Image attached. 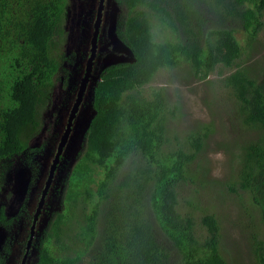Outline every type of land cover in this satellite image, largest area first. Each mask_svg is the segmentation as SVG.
<instances>
[{"label": "trees", "instance_id": "1", "mask_svg": "<svg viewBox=\"0 0 264 264\" xmlns=\"http://www.w3.org/2000/svg\"><path fill=\"white\" fill-rule=\"evenodd\" d=\"M65 1L0 0V199L17 158L35 151L29 142L40 131L38 111L59 70L53 47ZM123 2L128 13L122 40L133 60L108 67L94 86V113L67 179L63 209L51 218L35 264H226L214 216L200 217L206 234L199 237L194 215L176 208L177 185L187 180L206 134H189L188 149L164 145L167 115L174 114L164 87L151 96L137 89L159 69L182 62L198 79L217 64L236 68L223 83L242 123L257 131L243 144L238 187L264 225V77L238 63L234 31L209 26L199 9L210 2L214 16L234 20L255 37L264 0ZM148 12L169 27L173 39H154ZM12 219L0 205V225L8 227ZM252 239L256 262L264 264V239ZM3 249L9 250L7 244Z\"/></svg>", "mask_w": 264, "mask_h": 264}, {"label": "rangeland", "instance_id": "2", "mask_svg": "<svg viewBox=\"0 0 264 264\" xmlns=\"http://www.w3.org/2000/svg\"><path fill=\"white\" fill-rule=\"evenodd\" d=\"M65 3V12L57 28L53 47L59 70L50 97L38 111L40 131L29 142L35 151L27 150L29 153L25 152L17 158L0 199L7 216L13 217L9 228L0 225V255L5 244L9 248L2 264H20L31 217L63 133L89 47L97 0H66ZM199 9L209 20V26L234 31L241 47L238 63L263 78L264 7L261 15L263 23L255 37H249L234 20L224 21L214 16L210 2L201 4ZM103 12L99 54L87 91L73 119L24 264H35L51 218L63 209L62 198L67 179L82 150L86 127L94 112L91 104L93 86L103 67L117 62H105L104 59L112 55L127 56L122 61L132 58L130 48L122 40L123 22L128 13L123 0H105ZM148 14L154 39H173L169 27L157 15L152 12ZM116 20L118 25L115 32L111 23ZM235 69L217 64L206 78L198 79L192 76L189 65L182 62L174 68L159 69L151 81L137 91L151 96L154 88L164 87L168 110L174 113L172 116L167 115V141L164 145L178 148L184 144L183 148L188 149L189 134H206L202 136L200 151L189 164L187 180H181L177 185L176 208L182 214L190 212L194 215L195 231L199 237L206 234V228L199 223L200 217L205 214L214 216L219 249L226 264H257L252 237L264 239V225L259 219L257 208L238 187L243 144L255 138L257 131L251 128L250 123H242L237 101L231 89L223 83V79Z\"/></svg>", "mask_w": 264, "mask_h": 264}, {"label": "flooded vegetation", "instance_id": "3", "mask_svg": "<svg viewBox=\"0 0 264 264\" xmlns=\"http://www.w3.org/2000/svg\"><path fill=\"white\" fill-rule=\"evenodd\" d=\"M104 2H105V0H102V3H101V10H100V13H101V15H100V22H99V25H98V33H97V37H96V44H95V49H94V56H93V59H92V65H91L90 76L88 77L89 79H88L87 83L85 84V88H84V90H83V92H82L80 102H79L78 105H76L75 103H76V100H77V97H78V94H79V91H80V86H81L82 78H83L84 75H85L86 67H87V61H88V58H89L90 53H91V40H92L93 33H94V30H95V21H96V17H97V13H98V7H99L100 0H97V6H96V11H95V18H94V21H93V29H92V32H91V38H90V40H89V47H88V50H87V53H86V57H85V62H84V65H83V71H82V74H81V76H80V78H79V82H78V85H77V88H76V92H75L74 100H73V102H72V105H71V107H70V109H69V112H68V115H67V119H66L65 127L63 128V133H64L66 127H67V124L69 123V119H70L71 114L74 112L73 117H75L76 114H77V112H78V109H79V107H80V104L82 103V100H83L84 94H85V92L87 91V87H88V85H89V82H90V79H91V76H92V70H93V66H94L95 60L97 59L98 54H99L98 42H99V34H100V29H101V24H102V19H103V13H104V12H103ZM117 25H118V20H116V22H115V21H112L111 26H113V29L115 30V32H116V29H117ZM109 26H110V24H109ZM117 37H118V36H117ZM118 38H119V37H118ZM125 45H126V44H125ZM124 58H127V56H125V55H120V56L112 55V56H110V57H106V58L104 59L105 62H108V61H114V60H116V59H119V60H121V61L115 62V64L106 65L105 67H103V70L100 71V73H99V77H98L97 81L95 82V84L100 80V78L102 77L103 72H104L108 67L115 66V65H118V64L128 63V62L130 61V60H129V61H122V60H125ZM108 59H109V60H108ZM101 67H102V64H101ZM95 84H94V86H95ZM94 86H93V90H94ZM92 96H93V95H92ZM91 104H92V103H91ZM75 109H76V110H75ZM73 119H74V118H72V120H71L72 123H70V124H73ZM70 127L72 128V125H70ZM63 133H62V134H63ZM61 136H62V135H61ZM61 136H60V137H61ZM59 141H60V140H59ZM58 143H59V142H58ZM64 146H65V145H64ZM64 146H63V148H62L61 154H62V152H63ZM57 147H58V144H57V146H56L55 152L53 153L52 160H53L54 155H55V153H56V151H57ZM61 154H60V156H59L58 163H59V161H60ZM52 160H51L50 165L52 164ZM58 163H57V166H58ZM57 166H56V169H57ZM56 169L54 170V173H53V175H52V179H51L50 185H49L48 189L46 190V192H45V194H44V199H43V203H42V206H41V209H40V213H41L42 207H43V205H44V203H45L46 196H47L48 191H49V188H50V186H51V183H52V180H53L54 174H55V172H56ZM49 171H50V166H49V168H48V173H47L46 180H47V178H48ZM46 180H45V182H44V184H43V187H42L41 190H40L39 199H38V201H37V204H36L35 210H34V212H33V214H32V217H31V223H30L29 230H28V233H27L26 238H25L26 240H25V242H24L25 245H24V250H23V256H24V254H25V252H26L27 242L30 241L29 248H28V250H27V255H28L29 250H30L31 245H32V242H33V239H34V236H35L36 224H37V221H38V219H39V217H40V213H39L37 219H35V220H34V213H35L36 208H37V206H38V203H39V201H40V199H41V197H42V195H43V190H44V188H45ZM33 223L35 224V226H34V229H33V234H32V236H31V226H32ZM8 251H9V250H8ZM8 251L5 252L4 249H3L2 254H1L0 256H3V259H4V258H5V255L8 253ZM23 256H22V258H23ZM22 258H21L20 263L22 262ZM25 260H26V259H25ZM2 263H3V262H2ZM2 263H1V264H2ZM24 263H25V262H24Z\"/></svg>", "mask_w": 264, "mask_h": 264}, {"label": "water", "instance_id": "4", "mask_svg": "<svg viewBox=\"0 0 264 264\" xmlns=\"http://www.w3.org/2000/svg\"><path fill=\"white\" fill-rule=\"evenodd\" d=\"M101 3H102V0H100L99 7H98V13H97L96 21H95V30H94L93 37H92V40H91V53H90V56H89L88 61H87V67H86L85 75L82 78V82H81V86H80V91H79V94H78V97H77V100H76V103H75L76 105H78L79 102H80L82 92H83V90L85 88V84L87 83V81L89 79L88 77L90 76L92 59H93V56H94V49H95V44H96V37H97V33H98V25H99V22H100ZM126 48H127V50L129 49L127 46H126ZM130 53H131V57H132L130 59V61H132L133 60V54H132L131 50H130ZM115 61L118 62V61H121V60H119V59L117 60L116 59ZM73 115H74V112L71 114L70 119H69V123L67 124V127H66L64 133L62 134V136L59 139L60 141L58 143L57 151H56V153L54 155V158L52 160V164L50 165V171H49V175H48V178L46 180V183H45V188L43 190V195H42V197H41V199H40V201L38 203V206L36 208V211L34 213V220L37 219V217H38V215L40 213V209H41V206H42V203H43V199H44V194H45L46 190L48 189V187L50 185V182H51V179H52V175L54 173V170L56 169V166H57V163H58L59 156L61 154L62 148L65 145V143H66V141L68 139V136H69V134L71 132L70 125H72V124H70V123H72L71 120H72V118H74ZM89 122H90V120H89ZM34 226H35V224L33 223L32 226H31V236L33 234ZM29 244H30V241L27 242L26 252H25V254H24L23 258H22V262L20 264H24V262H25V259L27 257V250L29 248Z\"/></svg>", "mask_w": 264, "mask_h": 264}]
</instances>
